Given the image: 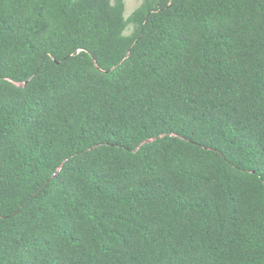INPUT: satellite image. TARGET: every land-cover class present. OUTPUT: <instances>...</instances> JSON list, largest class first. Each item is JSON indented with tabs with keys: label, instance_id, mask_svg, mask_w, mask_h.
Here are the masks:
<instances>
[{
	"label": "trees",
	"instance_id": "16d2710c",
	"mask_svg": "<svg viewBox=\"0 0 264 264\" xmlns=\"http://www.w3.org/2000/svg\"><path fill=\"white\" fill-rule=\"evenodd\" d=\"M0 0V264H264V0Z\"/></svg>",
	"mask_w": 264,
	"mask_h": 264
},
{
	"label": "rangeland",
	"instance_id": "374dc122",
	"mask_svg": "<svg viewBox=\"0 0 264 264\" xmlns=\"http://www.w3.org/2000/svg\"><path fill=\"white\" fill-rule=\"evenodd\" d=\"M142 0H125V14L128 16L136 7L141 4Z\"/></svg>",
	"mask_w": 264,
	"mask_h": 264
}]
</instances>
